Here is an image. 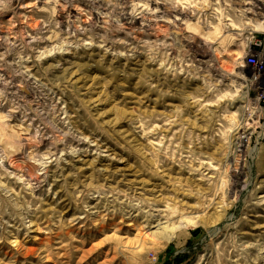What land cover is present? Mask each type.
<instances>
[{
  "label": "rangeland",
  "instance_id": "374dc122",
  "mask_svg": "<svg viewBox=\"0 0 264 264\" xmlns=\"http://www.w3.org/2000/svg\"><path fill=\"white\" fill-rule=\"evenodd\" d=\"M252 56L264 0H0V264H264Z\"/></svg>",
  "mask_w": 264,
  "mask_h": 264
},
{
  "label": "built area",
  "instance_id": "2783aa9c",
  "mask_svg": "<svg viewBox=\"0 0 264 264\" xmlns=\"http://www.w3.org/2000/svg\"><path fill=\"white\" fill-rule=\"evenodd\" d=\"M247 63L253 66L257 65L256 67H257V70L259 69V71L257 73L255 81L257 83L263 82L264 84V62H261L259 59L257 60L255 56H252L251 58L247 59ZM262 89L264 91V87Z\"/></svg>",
  "mask_w": 264,
  "mask_h": 264
},
{
  "label": "bare ground",
  "instance_id": "6f19581e",
  "mask_svg": "<svg viewBox=\"0 0 264 264\" xmlns=\"http://www.w3.org/2000/svg\"><path fill=\"white\" fill-rule=\"evenodd\" d=\"M257 60H258V58H257ZM259 60L262 62L263 60L262 59H260L259 58ZM257 65H255L254 67L256 68V71H257V73H258V71H259V69L257 70V67H256ZM235 189H237V187L235 188ZM182 205V204H181ZM176 211H178V210H175V212ZM175 212H173V213H175ZM176 215V214H175ZM179 215V213H177V216ZM180 216V215H179ZM175 217V216H174ZM188 222H185L187 225H189V224H191V223H193V221L191 222V220H187ZM195 221V220H194ZM197 222V221H196ZM183 225V224H182ZM178 226V227H174V228H172L171 229V231H170V234L172 235V234H174V233H176L179 229H181L183 226Z\"/></svg>",
  "mask_w": 264,
  "mask_h": 264
}]
</instances>
